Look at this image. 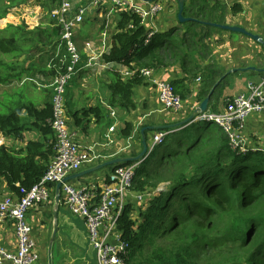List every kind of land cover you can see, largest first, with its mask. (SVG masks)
<instances>
[{"label": "trees", "instance_id": "1", "mask_svg": "<svg viewBox=\"0 0 264 264\" xmlns=\"http://www.w3.org/2000/svg\"><path fill=\"white\" fill-rule=\"evenodd\" d=\"M24 1L0 0V24L11 18H5L11 8ZM189 2L182 15L191 20L165 32H152L147 43L149 32L137 14L114 12L116 30L111 35L109 51L101 59L134 74L123 79L116 69L108 71V104L79 110L71 107V112L66 107L72 126L86 133L91 118L97 124L108 122L110 108L127 115L135 111L134 90L148 84L141 75L143 69L177 67L183 78L171 81V85L181 99L192 92L190 83L197 78L198 102L218 83L208 111H223L216 101L229 74L212 56L211 38L222 31L210 24L226 25L229 11L209 0ZM48 20L47 28L28 29L22 23L8 24L0 30V56L21 52L16 57L26 55L28 60L26 67L0 63V85L20 80L26 70L30 75L47 72L53 77L64 71L59 59L65 51L54 58L61 28L49 17ZM27 90L26 86L11 89L3 92L0 99L1 137L23 140L22 134L27 132L38 136L19 149L0 145V180L5 183V195L18 201L45 174L55 144L50 126L51 93L38 109ZM69 91L67 85L66 97ZM67 103L65 98V106ZM119 124L122 126L117 135L125 140L133 127L124 118ZM210 125L193 121L172 129L162 145L138 162L132 192L142 195L154 191V195L144 210L134 200L127 202L118 217L117 231L129 245L126 264H197L198 250L209 255L201 264H264V210L252 212L264 203V153L232 150L227 134ZM130 165L132 162H125L110 170ZM138 209L141 211L137 220L133 214ZM208 224L218 227V231L204 232ZM145 251L147 255L143 257Z\"/></svg>", "mask_w": 264, "mask_h": 264}, {"label": "crops", "instance_id": "2", "mask_svg": "<svg viewBox=\"0 0 264 264\" xmlns=\"http://www.w3.org/2000/svg\"><path fill=\"white\" fill-rule=\"evenodd\" d=\"M90 1L91 0H71L73 6L87 5ZM154 2L160 4L162 9L160 14L153 21H149L145 25V28L148 31L152 30L154 32H165L172 27H179L181 24L177 18L179 5L181 4L183 7L187 8L190 4L189 0H155ZM40 3L41 5L37 7L21 8L20 10L15 8L17 11H23L21 14V20L25 21V25L28 29H34L37 27L47 28L48 26V23L46 22L49 21H47L46 18L55 4V0H40ZM135 3L139 6H147L142 0H135ZM214 3L220 4L229 11L226 15V25L221 26L241 28L250 34L257 36L264 42V0H217ZM24 4L25 3L22 4L23 7H26L27 5ZM44 8H46L47 11L44 10ZM12 10H14V8H11L10 13L5 17L7 19L10 15L11 18L0 27V30L5 28L8 24L18 25L16 24L18 19L11 12ZM232 10H234V13ZM15 14L19 15L17 13ZM114 19V17L107 16V13L101 5L89 10L87 18H85L84 23L78 27L74 36V41L81 55L83 64L87 61L93 62L95 58L102 57L103 54L109 51L111 47L110 38L112 33L116 30V22ZM217 29L221 30L222 33L219 35L216 34L211 38L212 56L218 66L224 68L229 74L227 84L223 89V95L221 93L220 99L216 101L218 102V108L223 109L226 99L230 96L237 95V93L239 94V92H244L247 82L260 83L264 80V48L248 36L225 31L219 28ZM87 45H89L90 48H87ZM56 54L57 49L54 58H56ZM91 58H93V60H91ZM106 64V70H103V72L100 73L103 77V82L101 83L100 81L99 84H94L92 82L91 84L82 85L80 88L76 84V81L77 79L82 80L83 78L89 77L83 76L91 71V69L94 71L95 77H99L100 75L98 76L96 73L100 68H83L78 73L76 76L77 78L73 85L70 86V91L66 97V102H69L67 103L68 105L66 104V107L70 112L71 107L79 110L81 108H91L98 104H108L109 92L105 86V84L109 82L107 72L112 69H119V71L127 70L117 64ZM35 74L38 75L39 73ZM35 74H32L34 78L31 77L32 80L30 79V81H34L35 78L38 80V76ZM182 78L183 75L177 67L155 70L154 74H152V79L147 80L148 84L137 87L134 90L133 100L136 107L135 111L127 115L126 113H121L115 110L117 127L115 130L116 136L114 135L113 137L114 146L111 148V151L120 152L116 157L107 160H96L92 163H85L78 172L115 159L135 158L142 151L140 136L142 128L148 126H174L186 120L192 114L193 110H195L201 103L196 99L200 82H197L195 79L190 83L192 92H190L188 97L182 99L186 103V107L185 111L180 114H175L174 112L163 109L158 98L157 90H155V87L152 84L153 80L171 82ZM52 80L53 78L44 81V84L49 83ZM238 86H241V90L235 91ZM44 90L45 91L41 90V92H39V95L44 96V98L36 100V107L38 109L43 107V103L47 101V97L50 96L49 94L51 93L47 91V89ZM213 102L215 101H212V104ZM222 102L223 105H221ZM117 117L120 118L119 122L124 118L125 121L129 122L133 127L131 134L132 140L129 141L131 148L126 150H124L123 147H125L127 139H120L117 135L120 126H122V124H119ZM67 120H69L68 125L73 139L81 145V153H85V148L92 146L94 143H98L99 145L105 143V134L113 121V119L109 117L107 123L103 121L97 125L95 120L91 118L86 133H81V131L71 125L69 118ZM243 129H245V135L247 136L246 145L248 150H259L264 146V116L259 114L250 116L246 120ZM145 134L148 142L151 133L146 131ZM22 136L23 140H13L12 138L4 139L1 137L2 139L0 140V143L5 146L19 149L23 148L28 140H35L38 137L35 133L28 132L23 133ZM8 139H11V142H4ZM98 149L109 150L110 147L107 145L105 148L98 147ZM106 153L107 151L102 152V154ZM110 169L111 167H105L100 171L84 177L73 178L65 182L64 185L72 186L74 188L86 186L88 188L93 187L92 195L98 196L102 187L105 185L106 178L110 173L109 171H111ZM78 172L72 173L68 176H72ZM55 187L51 188L49 201L32 207L26 216L27 222L32 228V237L36 243L35 251L39 257V262L36 264H48L47 249L52 235V232H48V226L49 228L51 226V230L53 231L54 223L52 214L54 211L57 212L56 223L58 231L51 244V264H97L95 252L90 245L83 221L69 213L64 201V190H62L61 193L59 192L60 199L56 204ZM0 188L2 189V191H0L1 199L6 191L5 183L2 180H0ZM141 207H143V205ZM145 208L146 207L142 210ZM61 230H66V232H61ZM0 245L6 247L9 251L16 252V239L14 236L13 223L5 222L0 226Z\"/></svg>", "mask_w": 264, "mask_h": 264}, {"label": "built area", "instance_id": "3", "mask_svg": "<svg viewBox=\"0 0 264 264\" xmlns=\"http://www.w3.org/2000/svg\"><path fill=\"white\" fill-rule=\"evenodd\" d=\"M209 1L214 3L217 0ZM145 4H147L146 7L139 6L135 0H91L87 5L73 6L71 0H55V4L47 16L61 28L56 57L61 50L65 51V56L63 55L59 59L64 66V71L53 77L48 88L51 92L52 119L50 126L55 139L54 156L51 158L45 174L23 199L18 201L6 195L1 197L0 226L5 222L13 223L16 252L9 251L0 245V264L38 263L39 257L35 251L36 243L32 237V228L26 219L28 211L36 205L48 202L51 188H54L68 175L78 172L85 163L107 160L116 157L120 152L111 151L114 146L113 137L117 124L116 112L110 108L109 117L113 121L105 134V143L100 145L94 143L85 148V153H81V145L73 139L68 125L64 95L67 85L83 68H100L97 75L106 70L107 64L101 57L95 58L93 62L87 61L83 64L74 41L77 29L83 24L89 10L101 5L108 17H114V12L119 10L130 11L140 17L142 25H146L160 14L162 7L155 2ZM148 32L146 43L154 31L149 30ZM87 48H90L89 45ZM47 67L50 68L51 64ZM126 70L119 71L117 69L123 79L130 78L134 74L133 71ZM151 71L143 69L141 75L146 80H150L152 79ZM196 81L200 82V79L197 78ZM38 84L42 86V84ZM152 84L157 90L159 101L164 110L175 114L185 111L186 103L175 93L171 82L153 80ZM254 114L264 116V80L260 83L247 82L244 92L226 99L222 112L211 113L207 110L197 115L194 121L213 124L215 127L221 128L228 136L231 149L244 154L250 151L246 145L247 136L243 129L244 124ZM171 132V130H164L151 133L147 155L156 146L162 145ZM130 140H132L131 136L127 138L124 150L131 148ZM107 145L110 147L109 150L98 149V147L105 148ZM105 151L107 153L102 154ZM251 151L264 153V146L259 150ZM137 165L138 163L135 162L130 166L115 168L111 171L98 196L92 195L93 187L74 188L62 185L61 192L64 190L65 205L72 216L83 221L90 245L95 252L97 264H126L129 245L121 239V234L117 231L118 217L127 202L134 200L136 204L140 203L142 206L141 202L154 195V191L152 196L151 193H148L149 195L144 197L132 192L134 170Z\"/></svg>", "mask_w": 264, "mask_h": 264}, {"label": "rangeland", "instance_id": "4", "mask_svg": "<svg viewBox=\"0 0 264 264\" xmlns=\"http://www.w3.org/2000/svg\"><path fill=\"white\" fill-rule=\"evenodd\" d=\"M23 3H25L24 5H27L26 7H23ZM21 5H19L18 7H13L14 8V10H12L11 12L17 17V19H18V21H17V23L16 24H18V25H20V24H22V23H24L25 24V21L23 20H21V14H22V12L23 11H17L18 9L20 10L21 8H32V7H34V6H39V5H41V3H40V0H30V1H24ZM1 8V7H0ZM17 10H16V9ZM11 10V9H10ZM44 10H46V8H44ZM47 11V10H46ZM17 13V14H19V15H16L15 13ZM21 12V13H20ZM87 18V17H86ZM46 20L47 21H49L48 20V17L46 18ZM85 21V20H84ZM46 23H48V22H46ZM4 24H0V27L1 26H3ZM21 53V52H20ZM20 53L19 54H8V55H6V56H0V63H15L16 64V66L17 67H26L27 66V62H28V60L26 59V55H23V56H19L18 58L16 57V56H18V55H20ZM47 69H49V68H47ZM152 71H151V74H154V70L153 69H151ZM26 72V73H25ZM43 74V75H42ZM41 75H36V76H38V80L35 78V80L34 81H30V79L32 80V78L31 77H33L34 78V76L32 75V76H30V73L26 70V71H24V73H23V76H22V78L20 79V80H11L9 83H7V84H4V85H0V99H1V96H2V94H3V92H5V91H8V92H10L11 91V89H16V88H20V87H22V86H26V88L28 89L27 91H28V93L30 94V96H32L35 100H39L40 98L41 99H43L44 98V96H41V95H39V92H41V90L42 91H45L44 89H47V91H49L48 90V88H49V86H50V82L49 83H46V84H44V81H47V80H50L51 78H53V76H49L48 75V73L47 72H45V73H42ZM41 76V77H40ZM86 76H89V77H86ZM99 76V75H98ZM83 77H86V78H83L82 80L81 79H77V81H76V84L81 88V86L83 85H86V84H91L92 82L94 83V84H96V83H98L99 84V82L101 81V83L103 82V77L100 75L99 77H95V73H94V71H89V72H87ZM40 78V79H39ZM77 77L75 76L71 81H70V83H69V85L71 86V82L72 83H74V81H75V79H76ZM29 79V80H28ZM41 81V83H40V81ZM162 81H164V80H162ZM38 83H40V84H42V87H39V84ZM239 83V82H238ZM226 84H227V82L220 88V92L222 93V95H223V89H224V87L226 86ZM83 89V88H82ZM215 90V89H214ZM239 90H241V86H238L236 89H235V91H239ZM50 92V91H49ZM240 93V92H239ZM238 94V93H237ZM233 96H235V95H233ZM231 97V96H230ZM66 98V93H65V95H64V99ZM35 103H36V101H35ZM115 111V110H114ZM116 112V111H115ZM118 116V115H117ZM68 119V118H67ZM119 119L120 118H118L117 117V120H118V122H119ZM123 119V118H122ZM121 119V120H122ZM69 121V120H68ZM97 124V123H96ZM98 125V124H97ZM210 127L211 128H215V126L212 124V125H210ZM2 138H1V136H0V140H1ZM14 140V139H13ZM4 142H11V139H8V140H5ZM0 145H2L1 143H0ZM160 187H163V186H160ZM0 191H2V189L0 188ZM152 196L153 195V191H148V192H144V193H142V196L144 197V196H148L149 194ZM150 198V197H149ZM149 198H147L144 202H141V205H144L143 207H140V209L142 210L144 207H146V205H147V202H148V200H149ZM140 209H138V210H135L134 211V214H133V217L135 218V219H137L138 220V214L140 213ZM262 210H264V203L263 204H259L257 207H255V208H253L252 209V212H258V211H262ZM50 222H51V220H50ZM48 232H52V230H51V226H50V228H49V226H48ZM204 229V232H216V231H218V227L216 228V226H214L213 224H208V226L207 227H205V228H203ZM58 231V230H57ZM61 232H66V230H61ZM147 255V251H145V252H143V257H145ZM208 258H209V255L207 254V255H205V253H204V251H200V250H198L197 251V256H196V262H197V264H201L202 262H205L206 260H208Z\"/></svg>", "mask_w": 264, "mask_h": 264}, {"label": "water", "instance_id": "5", "mask_svg": "<svg viewBox=\"0 0 264 264\" xmlns=\"http://www.w3.org/2000/svg\"><path fill=\"white\" fill-rule=\"evenodd\" d=\"M143 2L145 3H152L154 2L155 0H142ZM182 11H183V5H179V12L177 14V18H178V21L179 23H183V22H187L191 19L189 18H183L182 16ZM211 26L213 27H216V28H219V29H222V30H225V31H229V32H235V33H239V34H243L245 36H248L249 38H251L252 40L256 41L257 43H259L260 45L263 46L264 48V42L258 38L257 36L255 35H252L248 32H246L245 30L241 29V28H237V27H230V26H221V25H217V24H210ZM264 72V70H263ZM218 84V83H217ZM216 84V85H217ZM215 85V87H216ZM215 87L211 90V92L209 93V95L199 104V106L193 110L192 114L184 121L174 125V126H148V127H144L141 129L140 131V136H141V146H142V151L141 153L136 156L135 158H120V159H115V160H111V161H108V162H104L103 164H99L97 166H94L92 168H89V169H86L84 171H81V172H78L72 176H68L66 178H64L61 182L57 183L56 184V187H55V192H56V196H55V202L56 204L59 202V199H60V194L59 192L61 193V189H62V185L73 179V178H81V177H84L86 175H89L91 173H94V172H97V171H100L101 169L105 168V167H114L116 165H119V164H122V163H125V162H132V163H138V162H141L142 160H144L146 157H147V145H148V142H147V138H146V134L145 132L146 131H149L150 133H154V132H158V131H164V130H169V129H172V128H178V127H182V126H186V125H189L191 124L195 117L201 113H204L208 110V103H209V100L214 92V89ZM53 231H52V235H51V238H50V242L48 244V264H51V244H52V241L54 240L55 238V235H56V232H57V223H56V219H57V212L54 211L53 214Z\"/></svg>", "mask_w": 264, "mask_h": 264}, {"label": "clouds", "instance_id": "6", "mask_svg": "<svg viewBox=\"0 0 264 264\" xmlns=\"http://www.w3.org/2000/svg\"><path fill=\"white\" fill-rule=\"evenodd\" d=\"M170 130V129H169ZM147 147H148V145H147ZM148 156V155H147Z\"/></svg>", "mask_w": 264, "mask_h": 264}]
</instances>
